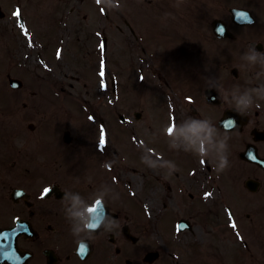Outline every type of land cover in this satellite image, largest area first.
I'll list each match as a JSON object with an SVG mask.
<instances>
[{"label":"flooded vegetation","instance_id":"obj_1","mask_svg":"<svg viewBox=\"0 0 264 264\" xmlns=\"http://www.w3.org/2000/svg\"><path fill=\"white\" fill-rule=\"evenodd\" d=\"M251 15L250 26L264 28V16L252 11ZM250 40L262 46L257 51L264 52V29ZM229 73L232 78L227 80L219 73L204 79L195 100L180 88L168 104L169 110L164 111L159 104L162 96H158L152 164L174 162L171 173L161 167L144 173L139 164L129 163L133 159L113 160L111 149L109 158L96 160L94 148L81 149L79 136L70 133L66 142V131L46 126L54 116L34 109L45 94H36L30 84L19 90V96H9L10 111L0 116V227L24 223L19 227L27 232L19 238V245L30 254L25 264H147L143 259L149 241L135 221L139 207L129 200L130 193L142 199L148 193L154 195L156 213L175 219L170 230L181 237L179 244L198 248L189 249L179 264H226V259L237 264L241 257L253 261L264 254V167L257 162L264 161V100L252 91L264 87V65L231 67ZM245 91L251 93L254 105L240 112L231 101ZM163 114L167 119L171 116L165 122L171 119L174 124L170 136L161 132ZM189 116L208 119L229 136L225 170H217L218 136L205 145V159L183 150L178 130ZM226 118L232 121L227 126ZM161 147L167 152L162 154ZM82 154L92 158L82 159ZM105 162L110 164L108 171ZM73 195H79L82 203L74 205ZM91 207L115 219L119 226L73 235L70 223L80 222H70L67 217L73 212L87 217ZM152 251L158 254L152 264H161L160 248Z\"/></svg>","mask_w":264,"mask_h":264},{"label":"rangeland","instance_id":"obj_2","mask_svg":"<svg viewBox=\"0 0 264 264\" xmlns=\"http://www.w3.org/2000/svg\"><path fill=\"white\" fill-rule=\"evenodd\" d=\"M7 0H1L2 4H6ZM35 1V0H34ZM8 1L7 3H9ZM12 4H7V6L13 7L14 3L11 1ZM19 2V0H18ZM25 0H21V3H24ZM106 3V0L103 1ZM163 2V0H161ZM174 6L180 5L181 3L178 0H173ZM186 5H189L188 11L181 12V14H178V12L174 15H178L183 17L187 21V26L193 28L192 26L195 25L197 28V31L203 32L207 36L210 35L209 32V24L210 21H212L215 17H221L224 15L223 8H225V5H221V3H216V0H187ZM38 3H45L48 5V12H52L53 10L56 11L58 14L55 17L54 25H51L52 22H50V30H52L53 33H55V38H47L46 35L42 34L41 32V26L39 22H44L43 19H39V21L36 19V15L40 14V9H37L36 7H31L29 9L30 15H33V24L31 25L30 29L32 32V40L34 48H28L25 45V40L20 36L18 30L12 26L11 19L7 17L6 19L0 21V26L2 27V31L7 32L4 38H10L8 39H0V47L4 46V44L7 43L8 48V41L10 46L13 48L15 47L16 55L17 57H21L20 61H16L18 65L21 64L23 67L22 59L24 56H28L29 60L32 59L33 52L31 50H39V47L42 44V47L45 50H48V52H52V50H55L56 48L60 47V50L62 51V58L59 60H55L54 62H49V68L53 70V73L60 74L59 72L66 73L68 75L73 76H82V82L78 85H74L68 80H64L63 83L65 84L64 88L67 90L68 88L71 90V93L74 98L77 100H88V104H90L91 110H103L106 104V98H104V93H102L99 88L98 84L100 80L97 78L96 81H92V84L88 81L86 75L84 72L88 69V67L94 68V60L92 58V55L94 58L97 57L94 52H97V49H99L100 44V38L104 33L108 34V41H107V50H112V52L108 53L106 55L107 61L111 58L113 59V64L110 66L109 64L108 69L111 68L112 75H117L118 69L117 64H125L126 63V54L132 55L136 52V50H148L146 55L149 57V64L155 65V52L153 54L152 50H202L201 46L196 47V49H193L192 47L195 45L196 41L193 38V33L190 32L187 29H174L173 31H162V30H156V32L153 31V25L148 24L147 27H151L150 30L144 29L146 26L141 28L136 22V19L134 17V20L131 19V27L135 32L136 40H134V37L130 35L125 26L123 28V33H120L117 27H120L121 24V17L128 20V14L127 9L128 7H132V4L127 0H120L117 6L116 3H114V7L110 6L112 18L107 17L104 18L99 13L98 19L96 20L93 15H90V13H87L85 10V13L88 14L87 20H84L83 16L80 15L77 16L76 13L71 14L69 11V8L73 5L72 1L70 2V6H62L64 2H59L57 0H38ZM135 3L139 5L143 9V16H145L146 12L149 10H153V8L156 9H162V4H159V0H135ZM107 4V3H106ZM53 5V6H52ZM108 5V4H107ZM76 7L79 8V5L76 3ZM104 7V6H103ZM63 8V11L61 9ZM105 10H108L109 7H104ZM9 9V7H7ZM155 9V10H156ZM95 10V9H94ZM174 11V8H172ZM177 10V8H176ZM88 11V10H87ZM10 12V10L8 11ZM37 12V14H34ZM176 12V11H175ZM189 12V13H188ZM136 13V12H135ZM60 17L61 22L58 21V18ZM175 16H171L173 18ZM149 18H146L145 20H148ZM83 20V21H82ZM35 21V23H34ZM194 21V22H193ZM160 22V21H159ZM45 23V22H44ZM170 24V23H168ZM36 28H35V27ZM45 29V25L43 24V27ZM190 28V29H191ZM42 29V31L44 30ZM194 29V28H193ZM110 33H108V32ZM191 31V30H190ZM145 34H143V33ZM1 33V29H0ZM43 35V38L40 37L41 34ZM89 33H92V38L89 37ZM175 35L172 36L171 35ZM192 38V39H191ZM42 39V40H41ZM47 39H48V45L47 47ZM42 41V42H41ZM187 42V44H186ZM53 44V45H51ZM51 45V46H50ZM198 48V49H197ZM224 45L217 47L216 50H223ZM25 50H28V53H24ZM151 50V51H149ZM208 50H211L208 49ZM93 51V52H92ZM22 52L25 54H22ZM79 53L77 57L74 59L72 58L73 53ZM215 52V51H214ZM159 55L160 57L162 56ZM157 56V54H156ZM67 57L70 58L67 59ZM77 58V59H76ZM227 59V58H226ZM6 62H8V58H6ZM111 62V63H112ZM226 62V61H225ZM24 68V67H23ZM34 68L35 64H34ZM36 72L38 75L42 76L41 71L39 69H36ZM44 76V73H43ZM119 76V75H118ZM120 77V76H119ZM198 74L195 76V71L193 69V77L192 79L188 80V85L191 86L193 89H195V85L199 81ZM84 82H86V87H84ZM118 84V83H117ZM184 84V83H183ZM69 85L75 86V89H71ZM60 90V87H58ZM123 84H118L117 87V96H120L123 94ZM135 96H138L136 93H132ZM119 99V98H118ZM116 103H114V109L120 110L121 104L120 100L113 99ZM136 103H132L130 105L134 106ZM129 105V103H128ZM106 108V107H105ZM113 109V111H114ZM60 111H63L62 109ZM99 124V121L96 120L95 123L92 124V127H97ZM97 134V133H96ZM82 138H85V135H82ZM119 141H123V137H119ZM113 142V140H112ZM116 147L115 145H113Z\"/></svg>","mask_w":264,"mask_h":264},{"label":"clouds","instance_id":"obj_3","mask_svg":"<svg viewBox=\"0 0 264 264\" xmlns=\"http://www.w3.org/2000/svg\"><path fill=\"white\" fill-rule=\"evenodd\" d=\"M109 6H112L113 0H106ZM244 58L255 65L257 62L264 65V52L257 51L256 46H249ZM255 92L260 99L264 100V87H256L252 90ZM232 103L240 112H244L251 107H253L254 102L250 92L245 91L244 93L233 96ZM257 107L259 105H256ZM235 126V122H233ZM178 136L181 138L183 143V150L185 152L194 153L201 159L207 158V150L205 145L213 142V138L218 136L219 140L216 141V162L217 170L223 171L229 166V136L227 134H221L216 126L208 119L197 118L193 116L187 117L184 124L178 130ZM105 168L110 166L109 162H105ZM151 168L156 169L157 167L166 168L169 173L175 170L176 165L174 162L168 161L163 165H157L156 163L150 165ZM68 193H65L66 198ZM102 198V197H101ZM72 200L74 205L82 203L79 195H73ZM71 222L72 220H77L80 223L78 225H71V231L73 235L79 236L82 233H87L92 230L108 229L111 230L114 227H118V223L115 219L110 216L103 214L89 215L83 217L78 212H73L71 216L67 217Z\"/></svg>","mask_w":264,"mask_h":264},{"label":"snow or ice","instance_id":"obj_4","mask_svg":"<svg viewBox=\"0 0 264 264\" xmlns=\"http://www.w3.org/2000/svg\"><path fill=\"white\" fill-rule=\"evenodd\" d=\"M13 15L19 17V15H20V10L18 9L17 11H15V12L13 13ZM101 75H103V71L101 72ZM226 120H227V118H226ZM231 123H232L231 120H227L226 126H227V124H231ZM100 144H101V145L104 144L103 133L101 134ZM47 191H48V189H45V192H47ZM99 203H100L99 201L96 202L97 205H98ZM89 211H91V212H95V211H98V209H97L96 207H93V208H90ZM232 226L235 227V225H232ZM5 239H7V237H5ZM10 247H11V246L9 245V248H10ZM7 254H8V253H7V250H4V251H3V255L6 257Z\"/></svg>","mask_w":264,"mask_h":264}]
</instances>
